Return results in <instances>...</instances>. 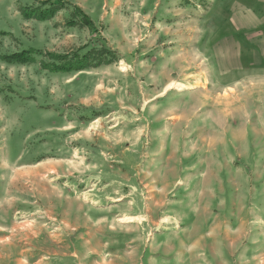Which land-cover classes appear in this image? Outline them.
I'll use <instances>...</instances> for the list:
<instances>
[{
	"label": "rangeland",
	"instance_id": "374dc122",
	"mask_svg": "<svg viewBox=\"0 0 264 264\" xmlns=\"http://www.w3.org/2000/svg\"><path fill=\"white\" fill-rule=\"evenodd\" d=\"M41 1L0 0L41 52L0 60V264H264V0Z\"/></svg>",
	"mask_w": 264,
	"mask_h": 264
},
{
	"label": "trees",
	"instance_id": "16d2710c",
	"mask_svg": "<svg viewBox=\"0 0 264 264\" xmlns=\"http://www.w3.org/2000/svg\"><path fill=\"white\" fill-rule=\"evenodd\" d=\"M67 7L71 8V19L68 23L72 26L74 25H82L86 26L92 30L93 33L96 32V28L94 26L93 20L82 11L78 6L70 3L66 0H44L39 3L38 6L30 7L24 6L20 8V12L22 16L26 19L34 18L37 20H46L54 16V14ZM87 48V46H82L76 49L72 54H53L47 53L49 56L51 63L50 65H46V63H42L43 69H49L55 72H66L73 73L84 69V65L88 64L91 59L90 51H85L84 53H80L83 49ZM35 51L33 49L22 50L20 52H15L9 55L1 56V59L8 63H16V64H27L33 62L35 59L33 54ZM72 58V59H71ZM109 64V63H108Z\"/></svg>",
	"mask_w": 264,
	"mask_h": 264
},
{
	"label": "crops",
	"instance_id": "0c3cea01",
	"mask_svg": "<svg viewBox=\"0 0 264 264\" xmlns=\"http://www.w3.org/2000/svg\"><path fill=\"white\" fill-rule=\"evenodd\" d=\"M24 7V6H23ZM31 7V6H30ZM67 8V7H66ZM80 8V7H79ZM70 9V13H71V8H69ZM81 9V8H80ZM60 11V10H59ZM59 11H57V12H59ZM84 13H86L84 10H82ZM56 12V13H57ZM56 13L54 14V16L56 15ZM19 14L21 15V17L24 19V20H29V19H34V18H29V19H26V18H24L23 16H22V14H21V12H20V10H19ZM87 14V13H86ZM54 16H52L51 18H48V19H46V20H43V21H48V20H50V19H52ZM34 20H37V19H34ZM38 21H41V20H38ZM68 23V22H67ZM70 25V24H69ZM70 26H72V25H70ZM29 50V49H28ZM34 50V49H33ZM39 53H41V52H39ZM47 53H53V52H45L44 54L45 55H47ZM53 54H57V53H53ZM48 58H49V56H48ZM0 60L2 61V62H6V61H4V60H2L1 58H0ZM49 60H50V58H49ZM50 62H51V60H50ZM6 63H8V62H6ZM8 64H11V63H8ZM44 70H46V69H44ZM3 92L4 91H0V93L2 94V96L4 97V94H3ZM2 100V98H0V101Z\"/></svg>",
	"mask_w": 264,
	"mask_h": 264
}]
</instances>
